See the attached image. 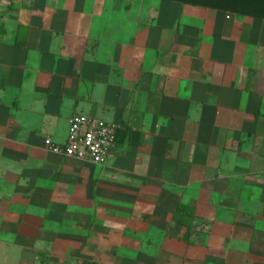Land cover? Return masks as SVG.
Listing matches in <instances>:
<instances>
[{
    "label": "crops",
    "instance_id": "crops-1",
    "mask_svg": "<svg viewBox=\"0 0 264 264\" xmlns=\"http://www.w3.org/2000/svg\"><path fill=\"white\" fill-rule=\"evenodd\" d=\"M123 1L0 0V264H264V18Z\"/></svg>",
    "mask_w": 264,
    "mask_h": 264
},
{
    "label": "built area",
    "instance_id": "built-area-1",
    "mask_svg": "<svg viewBox=\"0 0 264 264\" xmlns=\"http://www.w3.org/2000/svg\"><path fill=\"white\" fill-rule=\"evenodd\" d=\"M118 124L88 115L76 114L71 117L69 132L64 143L46 140L47 147L55 153L71 158L107 163L117 141Z\"/></svg>",
    "mask_w": 264,
    "mask_h": 264
},
{
    "label": "trees",
    "instance_id": "trees-1",
    "mask_svg": "<svg viewBox=\"0 0 264 264\" xmlns=\"http://www.w3.org/2000/svg\"><path fill=\"white\" fill-rule=\"evenodd\" d=\"M182 3L200 5L205 7L222 9L238 14L264 18V0H173ZM182 210H190L191 218H195V212L192 206L181 205Z\"/></svg>",
    "mask_w": 264,
    "mask_h": 264
},
{
    "label": "rangeland",
    "instance_id": "rangeland-1",
    "mask_svg": "<svg viewBox=\"0 0 264 264\" xmlns=\"http://www.w3.org/2000/svg\"><path fill=\"white\" fill-rule=\"evenodd\" d=\"M125 1H128V0H124L123 2H125ZM123 2H122V3H123ZM109 5H111V3H110Z\"/></svg>",
    "mask_w": 264,
    "mask_h": 264
}]
</instances>
